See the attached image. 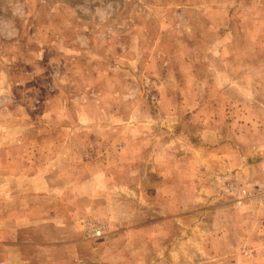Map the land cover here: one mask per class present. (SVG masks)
<instances>
[{
    "label": "rangeland",
    "instance_id": "obj_1",
    "mask_svg": "<svg viewBox=\"0 0 264 264\" xmlns=\"http://www.w3.org/2000/svg\"><path fill=\"white\" fill-rule=\"evenodd\" d=\"M28 199L79 264H264V0H0V264Z\"/></svg>",
    "mask_w": 264,
    "mask_h": 264
},
{
    "label": "crops",
    "instance_id": "obj_2",
    "mask_svg": "<svg viewBox=\"0 0 264 264\" xmlns=\"http://www.w3.org/2000/svg\"><path fill=\"white\" fill-rule=\"evenodd\" d=\"M29 202L28 199L27 207L23 203L21 208H11L3 214L7 220H12L7 228L11 242L7 246L6 258L10 264H79L83 251L90 243L89 238L84 235L83 227L72 225L68 219L62 220L54 227L51 224L47 229L51 230L49 234L54 232L55 242L35 240L38 235H34L31 229ZM34 249L39 253V257H32ZM86 264H89L88 260Z\"/></svg>",
    "mask_w": 264,
    "mask_h": 264
},
{
    "label": "built area",
    "instance_id": "obj_3",
    "mask_svg": "<svg viewBox=\"0 0 264 264\" xmlns=\"http://www.w3.org/2000/svg\"><path fill=\"white\" fill-rule=\"evenodd\" d=\"M231 189L235 190L236 188L234 186H231ZM238 194L242 195L240 198H242L241 200H243L246 199L247 195H249L250 193L246 189L240 188L238 189ZM84 234L89 239H99L104 236L105 227L104 225H93L89 222H84Z\"/></svg>",
    "mask_w": 264,
    "mask_h": 264
}]
</instances>
